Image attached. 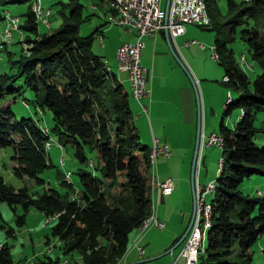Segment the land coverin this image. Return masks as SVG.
I'll use <instances>...</instances> for the list:
<instances>
[{
    "label": "trees",
    "instance_id": "16d2710c",
    "mask_svg": "<svg viewBox=\"0 0 264 264\" xmlns=\"http://www.w3.org/2000/svg\"><path fill=\"white\" fill-rule=\"evenodd\" d=\"M33 1L0 0V7L27 4L22 24L16 18L18 31L27 34L23 42L28 45L18 60H9L12 74L0 76V148L12 150L11 174L37 185H44L39 175L51 166L45 151L50 133L60 148L71 146L81 164L87 161L86 152H93L95 160H89L92 171L78 170L79 195L58 173L63 194L54 189L41 194L30 193L25 186L16 189L0 175V203L11 209L19 227L32 208L46 219L53 218L51 237L58 242L59 252L70 257L67 264H117L129 233L150 211L148 152L139 142L126 91L103 60L90 51L99 28L79 36V26L86 20L83 5L77 0H59V27L52 33H39L41 17L32 11ZM202 1L209 20L205 29L213 34L215 61L226 79L222 84L239 94L224 105L222 119L232 109L240 114L232 129L223 121L218 125L221 166L209 200L210 227L199 264H249V249L264 234V200L242 195L237 188L252 176L264 178V147L253 143L255 133H261L264 140V0H223V14L218 0ZM108 11L112 13L109 6ZM49 16L50 12L46 19ZM235 36L260 70L251 81L233 60L229 45ZM17 81L34 92V107L51 113L49 131L44 132L31 118L15 120L5 99L20 95V87H11ZM257 114L262 115L259 128L253 125ZM1 228L13 235L5 225ZM234 244L236 262L227 259ZM46 258L40 264H60L59 258ZM0 264H13L7 244L0 246Z\"/></svg>",
    "mask_w": 264,
    "mask_h": 264
},
{
    "label": "rangeland",
    "instance_id": "374dc122",
    "mask_svg": "<svg viewBox=\"0 0 264 264\" xmlns=\"http://www.w3.org/2000/svg\"><path fill=\"white\" fill-rule=\"evenodd\" d=\"M41 1V8L42 12H50V16L47 17L46 21L50 23V29H47L40 20L37 21V27L39 33H52L54 32L60 25L61 20L57 15V11L60 9L59 5L56 3L59 0H40ZM66 1V0H61ZM78 3L83 5V16L86 17L84 23L79 26V36L84 37L93 31L94 25H99V30L102 31V39L103 45L100 46L99 38L94 36L93 41L91 43L90 51L94 54L99 56L101 59L107 61L108 67H110L111 72L117 77V80L120 82L122 87L127 91L128 100L129 98V82L127 80L126 74L123 72H119L116 68V63L114 59L115 50L118 47L117 45L123 41L127 37V34L124 30L115 25H109L106 23L105 18L107 17L105 14V9L100 7L99 3H96L95 0H77ZM239 2L241 0H235ZM90 3H94L97 8H93ZM165 0H160V8L163 9ZM218 7L220 12L223 14L225 13V3L223 0H218ZM27 9V4H9L5 7H0V76L3 74L11 75L12 72L9 70V60H18L21 55L25 53L28 45L23 42L24 38L27 36L26 33H21L19 30V21L20 24L23 22V18L21 15L25 13ZM9 13V15L6 14ZM12 17H18L19 21L12 22ZM10 22H9V21ZM102 22H105L104 24ZM10 23H12V28L10 27ZM191 26L193 29L192 36L190 39H193L195 42L200 43L204 48L205 55H210V48L212 46V39L213 34L210 31H207L205 28H199L197 26ZM209 26V25H208ZM11 30H9L10 28ZM98 27V26H97ZM21 33V34H20ZM168 36V35H167ZM35 36L29 34V39H34ZM229 48L232 52V57L234 62L238 65V67L245 73L248 80L251 81L253 78L260 73V70L256 63L252 61L247 53L246 46L235 36L234 41L229 45ZM214 63V62H213ZM215 64V63H214ZM108 71L109 68L104 65ZM205 65L200 63V72L205 73L209 76H213L212 71L206 69ZM220 82V80H218ZM11 87H20L21 93L18 97L16 95H7L6 101L10 104V108L14 114L15 120L19 121L23 118H31L33 119L41 128H43L44 132L49 131L53 127L52 115L47 110L41 111L38 107L33 106L34 100V92L25 88L21 81H17L14 84H11ZM226 95H228L232 100H235L239 97V94L231 89H225ZM226 95L224 97L223 103L225 101ZM214 96L211 95L210 98L212 99ZM222 103V104H223ZM2 105H5L3 102ZM224 107V105H223ZM239 110L232 109L229 116L223 118L224 125L232 129L233 125L237 120H235L236 114ZM240 112V111H239ZM221 113V111H220ZM171 120L176 121V114L169 115ZM169 120V118H168ZM230 120V123H228ZM262 120V115L257 114L256 119L253 123L255 128L260 127V121ZM170 122V120H169ZM168 124L165 126V129L162 131H157L154 128V138L162 137L167 135L171 140V137H174V141L176 143H180L177 139L179 136H182V130L178 125L175 124ZM200 127L202 126L201 118H200ZM49 129V130H48ZM196 129V121L192 127V134H195ZM159 135V136H157ZM216 135V134H215ZM204 140H199L198 137V147L204 146L209 147L203 150V165H200L201 169V176L203 175L204 171L206 172V177L203 181L204 185L208 184L211 181H214L216 176L217 170V161L220 158L221 149L215 146H205L206 142ZM177 140V141H176ZM194 140H192V146L190 149L193 150ZM172 141V140H171ZM170 141V142H171ZM182 143V142H181ZM253 143L257 148L264 147V140L261 133H255L253 137ZM197 147V150H198ZM152 148V147H151ZM45 151L48 152V156L51 162V166L46 168L39 177L44 180V185H37L33 180L24 178L23 180H18L11 174L12 171V162L10 157L12 155V150L10 148H0V175L4 179L5 183L8 185L13 186L14 188L18 189L21 187H26L30 193L34 194H41L43 191L48 189H54L58 193L63 194L65 189L61 187L60 181L58 182L56 179L57 173L61 175V179L67 183L73 185V188L78 194L80 189L79 187V179L77 176L78 170L83 169L85 171H92V168L89 164V160H95V154L86 152V163L81 164L75 157H74V150L71 146L59 147L57 144V138L50 133V141L45 145ZM149 153V151H148ZM169 153V152H168ZM191 153L190 156L186 158H182L185 163V160L188 163L183 166L180 164L175 167L173 170L174 175H181L189 178V168H190V160H191ZM158 157V156H157ZM165 157V156H164ZM172 157V156H171ZM174 157V156H173ZM167 158V157H166ZM177 158L179 161L180 158ZM185 159V160H184ZM149 160V159H148ZM155 160V158H154ZM153 160V162H154ZM199 160L198 155L196 153L193 173L197 165V161ZM153 162L150 163V172L153 165ZM221 166V165H220ZM205 168V170H203ZM220 169V168H219ZM69 173V175H68ZM160 177L163 179L168 177L169 171L164 167L163 170L160 171ZM155 176V174H154ZM161 178V179H162ZM63 180V181H64ZM166 180V179H164ZM163 180V181H164ZM152 182H162L156 181L153 176L151 175V187ZM195 180L192 178V193H193V186ZM199 185V184H198ZM202 185V186H204ZM201 186V185H200ZM237 190L242 195H247L249 197H258L259 199L264 200V178L258 176H252L247 180H244L237 188ZM256 192H259L256 193ZM74 194V196H76ZM79 195V194H78ZM212 194H208L205 197V202L209 204V200L211 199ZM192 198V196H191ZM193 202V198H192ZM193 204V203H192ZM210 207V205H209ZM0 212L2 215V220H0V246L3 244H7L9 247V253L13 264H40L42 261H46L47 258L56 259L59 258L60 264H67L66 261L70 260V257H64L57 247L58 242L51 237V226L52 221L50 219H46L42 213L35 209H30L27 215L25 216V223L23 226L19 227L16 224V218L9 209V207L5 203H0ZM194 204H193V215L192 220L194 217ZM152 214L154 217V213L152 211L150 205V211L147 217ZM211 215V212H210ZM146 217V218H147ZM145 218V219H146ZM156 218V217H155ZM210 218V217H209ZM144 219V220H145ZM157 219V218H156ZM143 220V221H144ZM142 221V222H143ZM158 221V220H157ZM141 222V223H142ZM159 222V221H158ZM192 222V221H191ZM162 224L161 222H159ZM210 224V219H209ZM5 225V228H10L13 231V235H7L6 229H2L1 226ZM153 225V224H148ZM191 225V224H190ZM141 226V224H140ZM137 228L139 232L143 231V228ZM154 226V225H153ZM155 228H158L154 226ZM163 227V224H162ZM161 227V228H162ZM158 228V229H161ZM190 228V227H189ZM145 229V228H144ZM209 227L207 228V230ZM206 230V231H207ZM204 232L201 241L202 251L205 247V234ZM180 237V236H179ZM47 240H49V244L47 245ZM184 240V239H183ZM179 244L181 248V244ZM53 245H56L55 247ZM138 248V247H137ZM136 248V249H137ZM179 248V250H180ZM178 248H176L177 250ZM175 250V251H176ZM178 250V253H179ZM202 252L200 253L199 257L201 256ZM250 255V262L249 264H264V234H262L250 247L249 249ZM74 260L78 261V256L73 254ZM229 261H238L237 259V247L236 244L233 245L231 249V254L227 258ZM199 264V258L198 263Z\"/></svg>",
    "mask_w": 264,
    "mask_h": 264
},
{
    "label": "crops",
    "instance_id": "0c3cea01",
    "mask_svg": "<svg viewBox=\"0 0 264 264\" xmlns=\"http://www.w3.org/2000/svg\"><path fill=\"white\" fill-rule=\"evenodd\" d=\"M95 1L105 9V14L108 17L110 13L105 1ZM90 5L97 8L94 3H90ZM97 26L94 25L93 30ZM192 30L191 26L185 25L184 33L173 40L168 36L166 37L163 32L140 38L142 48L139 53V65L144 70L147 94L135 101L131 98L129 91L128 94L131 100H128L127 97L128 108L139 142L146 147L147 152L151 149L153 143L158 147H165L166 151L169 152L167 158L164 156L155 158L151 175L156 181L169 179L171 191L164 195L158 189L151 187L150 205L155 217L163 224V227L158 229L153 225H149L141 232L137 229L130 232L127 247L118 259L117 264H172L173 261H175L174 264L184 263L183 258L178 257L180 246L175 247L171 255L164 254L177 242L179 236L186 229L192 210L190 179L185 176L174 175L173 170L180 164L183 166L184 161L182 158L190 156V152L193 153L190 148L192 146L191 142L195 138V134H192L195 121L199 140L200 138L204 140L210 134L217 133L218 125L223 121V100L226 95L224 90L226 87L222 84L223 70L210 55L207 56L201 53L205 52V48L203 46V48H199L197 45L183 47V43L191 38ZM126 34L125 41L117 46L134 42L135 32ZM96 36L99 38V42L101 40L99 44L102 46V31L99 30ZM104 62L108 67L107 61L104 60ZM201 62L205 65V71L206 69L212 71V77H208L206 72H200ZM108 68L111 71L110 67ZM211 95L214 96L212 99L210 98ZM173 113L176 114L175 123V119L171 120L169 116ZM239 114L238 111L235 120H238ZM200 118L201 127L199 126ZM173 123L183 131L182 136L177 139L180 143H176L174 137H171V141L167 135L154 138V128L157 131H162L165 126ZM228 123H230V120H228ZM205 148L209 147H198L199 160L193 173V179L201 186L204 185L203 181L206 177L205 171L201 176L200 169V165L204 163L202 154ZM175 157L180 158L179 161ZM185 164L188 167L186 160ZM164 167L169 171V175L163 179L159 174ZM256 193L259 194V192ZM137 247L141 249L140 254L136 249ZM176 248L178 249L176 250Z\"/></svg>",
    "mask_w": 264,
    "mask_h": 264
},
{
    "label": "built area",
    "instance_id": "2783aa9c",
    "mask_svg": "<svg viewBox=\"0 0 264 264\" xmlns=\"http://www.w3.org/2000/svg\"><path fill=\"white\" fill-rule=\"evenodd\" d=\"M105 1L112 12L107 17L106 23L118 26L126 33L135 32L134 42L121 44L116 48L114 54L116 68L119 72L126 74L129 82L130 96L135 101H138L147 94L144 70L139 65V53L142 48L140 38L143 36H153L158 32H166L168 37L173 40L175 37L184 33L185 25H193L199 28H204L209 25L208 16L202 0H168L166 10L160 8V0ZM40 4V0H34L31 9L36 16L41 17L40 21L42 24L49 27V23L45 19L48 12L43 13ZM6 14L9 15L8 12ZM11 20L13 23L18 21L16 17H12ZM191 45H197L199 48H203L200 43H196L194 40H188L183 43V47L185 48ZM210 57L213 60L216 59L213 47L210 48ZM223 81H226V79L223 78ZM229 102L230 97L226 95L224 105ZM141 108L144 111L143 107ZM204 145L220 148L221 139L215 134H210ZM157 156L168 157L169 154L165 147H158L153 143L148 153L149 162L152 163ZM220 165L221 158L217 161L216 175ZM152 186L164 195L171 191V182L169 179L162 182H152ZM213 189L214 181L204 186H200L196 182L194 183L192 198L195 213L178 253V257L184 260L183 264H197L199 255L202 252L201 239L204 232L210 226V207L205 202V197L208 194H212ZM50 220L53 221V218H50ZM150 223L158 228L162 227V224L150 214L141 223L140 228L144 229ZM137 251L139 254L141 253L140 247L137 248Z\"/></svg>",
    "mask_w": 264,
    "mask_h": 264
},
{
    "label": "water",
    "instance_id": "95a60500",
    "mask_svg": "<svg viewBox=\"0 0 264 264\" xmlns=\"http://www.w3.org/2000/svg\"><path fill=\"white\" fill-rule=\"evenodd\" d=\"M167 5H168V0H165L164 7H163L164 10H166ZM163 33L167 37V33L166 32H163ZM198 137H199V135H198V129H196V132H195V140H194V147H193V153H192L191 165H190V177H189L190 184H191V196H192L193 167H194L195 157H196V153H197ZM192 215H193V204H192V210H191L190 220H189V223H188L186 229L183 231V233L181 234V236L179 237V239L177 240V242L170 249H168L164 254L171 255L172 250L175 247L179 246V244L181 243V241L183 240V238L185 237V235L187 234V232L189 230V227H190V224H191V221H192Z\"/></svg>",
    "mask_w": 264,
    "mask_h": 264
},
{
    "label": "bare ground",
    "instance_id": "6f19581e",
    "mask_svg": "<svg viewBox=\"0 0 264 264\" xmlns=\"http://www.w3.org/2000/svg\"><path fill=\"white\" fill-rule=\"evenodd\" d=\"M204 4H205V3H204ZM43 13H44V12H43ZM206 13H207V12H206ZM38 17H39V16H38ZM8 21H9V20H8ZM9 22H10V21H9ZM10 24H11V25H10V27H11V26H12V23H10ZM10 27H9V28H10ZM11 28H12V27H11ZM11 28H10L9 30H11ZM196 43H197V42H196ZM230 100H231V98H230ZM46 134H47V133H46ZM220 148H221V147H220ZM207 204H208V203H207ZM194 213H195V212H194ZM210 217H211V216H210ZM209 219H210V218H209ZM147 226H148V225H147ZM147 226H146V227H147ZM146 227H145V228H146ZM209 227H210V226H209ZM143 230H144V229H143ZM199 259H200V258H199ZM197 263H198V262H197Z\"/></svg>",
    "mask_w": 264,
    "mask_h": 264
}]
</instances>
